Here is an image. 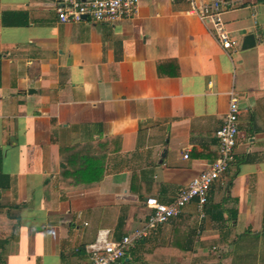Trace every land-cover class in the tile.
Returning <instances> with one entry per match:
<instances>
[{"label":"crops","instance_id":"obj_1","mask_svg":"<svg viewBox=\"0 0 264 264\" xmlns=\"http://www.w3.org/2000/svg\"><path fill=\"white\" fill-rule=\"evenodd\" d=\"M230 1L227 52L187 0H139L103 24L0 0V264H87L99 230L141 227L146 198L171 202L216 158L230 90L239 137L205 216L188 203L120 264H264V0ZM90 154L96 170L76 159ZM62 158L78 165L63 188Z\"/></svg>","mask_w":264,"mask_h":264},{"label":"built area","instance_id":"obj_2","mask_svg":"<svg viewBox=\"0 0 264 264\" xmlns=\"http://www.w3.org/2000/svg\"><path fill=\"white\" fill-rule=\"evenodd\" d=\"M189 2V11L210 24L208 31L213 35L222 49L229 52L235 50L238 41L225 27L222 13L232 6L230 0H208L196 4ZM139 0H55L58 20L61 22L87 21L92 24L112 23L135 15ZM238 96L229 91V102L220 127L215 132L217 139V156L207 163L198 176L181 187L174 199L162 203L154 197L145 200L149 213L141 227L122 236L119 240H108V230H99L95 241L88 246L87 264H120L125 251L137 241L146 238L158 227L177 217L183 208L194 202L199 217L205 216L204 206L213 183L227 172L234 161V148L239 137L238 128ZM187 155L185 154L184 157Z\"/></svg>","mask_w":264,"mask_h":264},{"label":"trees","instance_id":"obj_3","mask_svg":"<svg viewBox=\"0 0 264 264\" xmlns=\"http://www.w3.org/2000/svg\"><path fill=\"white\" fill-rule=\"evenodd\" d=\"M79 147H81L82 148V146H79ZM82 151H86V148L85 149H83ZM90 155H92V156H87V155H84V156H79L78 158H76V159H79L80 160V165H82V167L84 166V164H87L88 162H90V165H89V167H92L94 170H96V163L93 161V160H95L96 159V155H94V154H90ZM99 156H101V155H99ZM63 159V158H62ZM91 161H93L92 163H91ZM68 161H67V159H63L62 160V162H61V170H60V181H61V184H62V188H63V186H64V180H63V176H64V178L66 177V174H67V170H69V169H73L74 170V168L76 167V165L77 164H73L72 166H67L68 165V163H67ZM70 164V163H69ZM72 164V163H71ZM78 166V165H77ZM88 166V165H87ZM81 167V166H80ZM261 233L264 235V221H263V224H262V229H261Z\"/></svg>","mask_w":264,"mask_h":264},{"label":"water","instance_id":"obj_4","mask_svg":"<svg viewBox=\"0 0 264 264\" xmlns=\"http://www.w3.org/2000/svg\"><path fill=\"white\" fill-rule=\"evenodd\" d=\"M255 44V36L253 33H248L243 36L241 48L242 49H248L253 47Z\"/></svg>","mask_w":264,"mask_h":264},{"label":"rangeland","instance_id":"obj_5","mask_svg":"<svg viewBox=\"0 0 264 264\" xmlns=\"http://www.w3.org/2000/svg\"><path fill=\"white\" fill-rule=\"evenodd\" d=\"M212 229H213L212 226L208 223L207 226L204 225V230H203L202 233H205V232H211ZM205 230H207V231H205ZM208 234H209V233H208ZM128 250H129V249H127V250L125 251V255H126V253L128 252ZM123 259H124V258H123ZM244 262H245V260H244Z\"/></svg>","mask_w":264,"mask_h":264}]
</instances>
